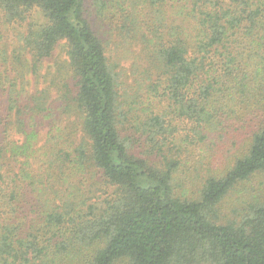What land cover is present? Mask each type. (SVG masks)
Returning a JSON list of instances; mask_svg holds the SVG:
<instances>
[{
	"label": "trees",
	"instance_id": "1",
	"mask_svg": "<svg viewBox=\"0 0 264 264\" xmlns=\"http://www.w3.org/2000/svg\"><path fill=\"white\" fill-rule=\"evenodd\" d=\"M0 22V264H264V0Z\"/></svg>",
	"mask_w": 264,
	"mask_h": 264
},
{
	"label": "rangeland",
	"instance_id": "2",
	"mask_svg": "<svg viewBox=\"0 0 264 264\" xmlns=\"http://www.w3.org/2000/svg\"><path fill=\"white\" fill-rule=\"evenodd\" d=\"M0 32H1L2 34L8 33L9 36H10L12 39H14V37H15V35H16V34H15V27L12 26V25H8V24L5 25L3 22H0ZM10 42H11V41H10ZM14 48H17V44H16V45H13V41H12V43H10V45H9V50H8V52L12 54ZM20 52H22L21 49H20ZM10 57H11V56H10ZM0 63H2V62H0ZM192 147L196 148L195 145H192ZM211 152H212V149H211V148L208 149V150H206V151H205L204 149H197V150L195 151V154H194L192 157H190L188 161H189L190 163H192V161H190V159H192V158H197V156H199V154L207 155V154H209V153H211ZM216 156H217V159H218V160H222V159H224V156H223L222 154H220V153H218V155L216 154ZM214 164H216V161H215ZM186 168H188V167H185V168H183V169H186ZM187 180H188V182H190V181H191V182H194V183H190V185L188 186L189 193L192 194V193L194 192V190L196 189V187H197V179H196V178H193V179L191 180V177H187ZM119 264H125V262H122V263H119Z\"/></svg>",
	"mask_w": 264,
	"mask_h": 264
}]
</instances>
